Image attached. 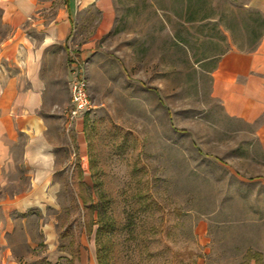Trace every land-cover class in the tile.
Instances as JSON below:
<instances>
[{"label": "rangeland", "instance_id": "374dc122", "mask_svg": "<svg viewBox=\"0 0 264 264\" xmlns=\"http://www.w3.org/2000/svg\"><path fill=\"white\" fill-rule=\"evenodd\" d=\"M112 2L105 30L99 10L73 11L52 48L88 46L91 108L66 127L69 90L57 71L39 113L61 167L33 180L13 252L25 264H65L72 251L77 264H96L100 200L113 224L101 237L109 264H247L248 251L264 261V137L210 91L219 55L252 46L241 26L247 0ZM58 11L37 10L25 30L35 45ZM11 30L0 23V40ZM28 177L18 169L8 191L28 188Z\"/></svg>", "mask_w": 264, "mask_h": 264}, {"label": "crops", "instance_id": "0c3cea01", "mask_svg": "<svg viewBox=\"0 0 264 264\" xmlns=\"http://www.w3.org/2000/svg\"><path fill=\"white\" fill-rule=\"evenodd\" d=\"M247 4L264 13V0H247ZM52 6L59 11L35 45L25 30L39 23L37 10ZM81 9L99 10L102 30L111 24L112 0H0V23L12 27L10 34L0 40V264L27 261H21L13 252L19 245L14 234L23 231L20 223L25 219L22 217L18 224L16 216L32 206L33 180L39 186L49 179L50 171L61 167L46 139L45 117L39 112L45 91L60 69L69 90L72 49L55 55L52 48L67 37L73 24L72 13ZM83 47L73 50L86 57L88 46ZM210 91L228 116L257 123L256 134L264 137V34L254 49L231 48L218 57L211 71ZM69 104L70 98L66 121ZM79 147L81 156L83 148ZM20 168L30 174L29 187L9 192L8 184ZM70 254L65 264L71 258L77 264V253ZM247 264L255 262L251 259Z\"/></svg>", "mask_w": 264, "mask_h": 264}, {"label": "trees", "instance_id": "16d2710c", "mask_svg": "<svg viewBox=\"0 0 264 264\" xmlns=\"http://www.w3.org/2000/svg\"><path fill=\"white\" fill-rule=\"evenodd\" d=\"M243 7L245 11L247 12V17L246 19L242 20V29L245 31L247 36L251 39L252 46L248 50H252L256 47L258 44L260 38L264 34V13H261L260 11L247 7L245 4H243ZM229 14L234 15V11L231 8L225 9ZM227 13V14H228ZM227 15L225 14L223 17H226ZM220 17V16H219ZM218 17V18H219ZM222 17V18H223ZM221 20V17L219 18ZM235 28V25H228L226 26V29L230 30L231 33H233V29ZM233 35V34H232ZM227 51V50H226ZM223 51L221 54H223ZM220 54V55H221ZM219 55V56H220ZM82 202H85V199L82 197L81 198ZM96 209V229H95V259H96V264H109V256L107 255V244L105 245L101 239L103 233H107L113 228L112 221L107 219L104 215V210L103 206L101 205V201L99 200L98 205H95ZM91 228L87 226L86 232L89 233ZM247 258L248 259H253L255 264H258L261 262L264 264V261L261 260V256L259 253H254L251 251L247 252ZM68 264H74L73 259L71 258L68 260Z\"/></svg>", "mask_w": 264, "mask_h": 264}, {"label": "built area", "instance_id": "2783aa9c", "mask_svg": "<svg viewBox=\"0 0 264 264\" xmlns=\"http://www.w3.org/2000/svg\"><path fill=\"white\" fill-rule=\"evenodd\" d=\"M85 57L72 50L69 54V81L70 104L67 110V124L84 114L91 108L87 92V79L85 74Z\"/></svg>", "mask_w": 264, "mask_h": 264}]
</instances>
